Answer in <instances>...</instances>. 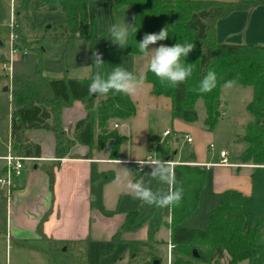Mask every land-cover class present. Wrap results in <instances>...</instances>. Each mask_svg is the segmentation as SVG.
I'll return each mask as SVG.
<instances>
[{"label": "trees", "instance_id": "obj_1", "mask_svg": "<svg viewBox=\"0 0 264 264\" xmlns=\"http://www.w3.org/2000/svg\"><path fill=\"white\" fill-rule=\"evenodd\" d=\"M115 5H127L132 10L130 36L125 45L126 52L132 57L144 56L138 44L146 33H158L167 27L168 38L157 44L174 45L177 42L195 44L184 62L193 65L192 75L177 87L161 84L150 71L144 73L145 81L151 85L155 96L170 100L171 119L184 123L197 121L195 104L201 100L205 117L203 126L213 130L221 116L220 88L226 81L236 80L238 86L251 87L252 98L246 105L251 116L243 136L246 148L236 158L239 164L264 165V45L221 44L216 40V22L234 12H249L258 6H264V0H246L235 2L203 0H115ZM28 0H20L14 7L19 14L26 10ZM34 9L62 11L66 23L59 31V38L69 40H89L94 38L95 10L93 0H34ZM17 20V19H16ZM17 20V26L19 27ZM109 32L99 31L97 49L89 51L85 65H92V53L102 55L106 76L119 64L118 48L109 39ZM209 70L217 74L218 85L209 93L197 90L199 82ZM93 75L84 79L47 78L40 71L32 77L13 76L10 78L9 148L15 156L39 158L38 144L25 137L27 130H45L55 138V158L59 161L67 157L75 145L89 149H105L112 140L109 158L116 160L120 143L125 140L113 125L126 121L135 115V106L131 99L123 94L109 92L106 96L88 93V85ZM74 101H79L85 109L83 119L75 122L72 138L64 132L61 123V111ZM148 147L156 159H174L172 142L167 135L161 138L148 133ZM174 172L177 187H183V199L179 206L170 208L168 228L169 242L173 245V264H264V243L257 244V226L252 224V199L236 190L221 193L218 204L206 215L204 229H187L180 223L190 217L197 209L200 193L206 182L204 166L176 164ZM49 188L54 183L53 167L47 170ZM112 176L103 174V183L111 181ZM139 212L125 216L119 232L112 241L119 239L120 233L135 230L142 222L136 223ZM142 242L128 243V264H135L137 246ZM193 251L197 257L193 256ZM143 264H152L154 260L162 262V255L153 252Z\"/></svg>", "mask_w": 264, "mask_h": 264}, {"label": "crops", "instance_id": "obj_2", "mask_svg": "<svg viewBox=\"0 0 264 264\" xmlns=\"http://www.w3.org/2000/svg\"><path fill=\"white\" fill-rule=\"evenodd\" d=\"M215 29L216 40L221 44L264 45V6H258L249 12H234L226 18L218 20ZM127 55L125 68L138 75H144L147 70L146 66L141 67L139 71L137 69L138 59L144 56L132 57L128 53ZM119 65H121L120 61ZM86 66L90 67L86 73L88 75L74 79H84L96 74V66ZM122 66L124 67L123 64ZM129 98L135 106V115L118 123L121 126L119 132L126 139L118 147L116 160L109 158L106 149H89L87 146L75 144L67 157L58 161L54 156L55 138L51 132L45 130H27L25 132V137L30 142L39 145L41 154L39 158L25 159L34 163L31 170L24 168L18 176L12 175L10 178V194L6 203L8 223L7 231L4 234L6 249L9 243H15L31 253L28 255L33 261L40 260L38 255H42L49 262L53 261V253L60 251L63 246L66 249L70 247L74 252L83 253L86 257L88 246L92 243L108 245L113 252L120 251L121 256L128 243L132 242L150 243L155 247L161 243L165 246L166 251L167 244L170 243V230L168 228L170 208H166L167 213L163 218L159 215L161 208L146 204L141 205L139 200L133 199L130 195L125 196V198L118 195V203L113 210L105 209L102 205L103 189L114 185L117 179L123 175L122 168H125V165H127V169L135 172V179H139L141 176L145 177V172L150 173L151 169L148 166L144 167L142 173L137 171L133 165L136 160L143 161L149 157L156 159L148 147L149 131L161 138H165L164 132L169 131L168 128L156 129L152 123L154 117L161 113L170 117L171 103L168 98L153 95L151 85L146 81L139 94ZM247 103H244L243 111L246 110ZM224 107L226 104L221 103V115H225ZM241 115V121L238 122L237 128L243 139L245 128L251 121V116L244 112ZM84 116L85 109L79 101H74L69 107L62 109L61 123L69 138H72L75 122L83 119ZM172 123L178 129L184 128L193 131L191 126L183 124L180 120L175 119ZM230 123L237 124L236 118L232 117ZM233 130L230 129L229 132L233 133ZM193 143L194 140L191 139L188 144L193 146ZM122 145L125 147L124 151L120 149ZM198 145L200 146L199 142ZM199 146L195 147L196 153ZM246 146L244 142L241 151L234 155V161H231L230 153L226 148H221L218 153H215L214 157L217 160L215 162H205L198 154L192 160L182 161L178 157L173 159V165L204 166L206 172L211 167L220 170L222 174L221 185L218 187H216L214 180L209 177L208 172L206 173V182L200 193L197 207L198 209L200 203L204 201L203 214H207L218 204L220 195L225 190H236L246 196H251L252 180L244 174H239V172L245 169L264 168V165L256 166L237 162L236 158ZM221 151L226 152L227 160L233 166L220 165L219 153ZM121 155H125L126 158L120 159L119 156ZM51 167H53L54 173L52 190L49 188L47 175V170ZM233 169L235 172H232ZM103 174L112 176L111 181L103 183ZM149 179L147 177V180ZM150 186L153 190L161 187L167 189V185L159 184L158 186L156 181H152ZM2 191L5 195L6 189ZM122 203L126 205V209H121ZM136 211L139 212L136 223L142 222V224L133 231L120 233L118 241L113 242L112 238L119 232L125 216ZM196 211L182 221L179 226L187 229H204L205 217H196ZM161 223H163L162 227H165V230L160 229ZM161 234L165 237L161 238ZM120 260L121 258L119 262ZM221 264H226V261L222 260ZM238 264L248 263L241 261Z\"/></svg>", "mask_w": 264, "mask_h": 264}, {"label": "rangeland", "instance_id": "obj_3", "mask_svg": "<svg viewBox=\"0 0 264 264\" xmlns=\"http://www.w3.org/2000/svg\"><path fill=\"white\" fill-rule=\"evenodd\" d=\"M93 1L95 10L93 40L65 41L59 38V31L66 23L64 12L45 9L35 10L34 0H28L27 9L16 14L14 7L20 0H0V157H4L9 153L10 78L13 76L32 77L37 71H40L44 77L54 79L86 77L90 67L84 65V63L88 60L90 49L92 47L95 50L97 49L99 31L108 32L109 27L114 23L125 22L128 24L132 17L131 8L127 5L116 6L115 0ZM206 1L235 2L246 0ZM16 19L20 23L19 27ZM159 45H152L150 49ZM117 48L120 64L125 67V58L128 56L125 45L122 48L117 45ZM147 62L148 58L146 56L140 57L137 61L138 71L141 67L146 66ZM6 87L7 90L5 89ZM251 98V87L236 85L232 89L225 90L221 86L220 102L226 104V107H224L225 115L220 116L211 131H205L206 129L203 126L205 112L201 100H198L195 104L197 121L191 124L183 122V124L191 126L193 131L174 127L172 123L174 120L171 117H167L165 113L154 117V122L152 123H154L156 129L168 128L171 132L172 148L176 152L174 158L178 157L182 161H187L194 159L198 154L201 155V159L205 162H215L217 161L214 157L215 153H218L221 148H226L230 153L231 161H234V155H237L244 145L242 134L237 128L238 122L241 121L243 112L248 114L247 110L244 109L243 111V105L250 101ZM232 117L236 118L237 124L230 123ZM230 129H234L233 133L229 132ZM185 136H189L194 140L193 146L186 142ZM210 145L212 148H209ZM197 146H199V150L196 153L195 147ZM124 148L123 145L122 147L120 146L123 151ZM119 157L120 159L126 158L125 155ZM33 164L29 160H24L22 171L24 168L31 170ZM101 167L104 168L102 165ZM125 168H127V165H125ZM105 172L108 173V171ZM207 172L209 177L214 180L216 187L220 186L222 175L220 170L211 167L208 168ZM232 172H235L234 169ZM239 174H244L252 180V224L257 226L256 243L260 245L264 243V168L245 169L241 170ZM122 176L117 179L113 186L103 189L102 205L105 209L113 210L116 207L119 199L118 195L123 198L128 195L121 183ZM135 177V172H133L132 178L135 179ZM144 178L147 183V176ZM203 202L200 203L195 216L205 217L206 227L207 214H203V208L205 207ZM6 203L7 199L4 191H0V264H86V262L87 264H128L129 254L127 247H125L121 256L120 251L113 252L111 247L101 243L89 245L86 257L83 253L74 252L70 247L66 249L63 246L60 251L53 253V261L51 260L50 262L42 255H38L40 260L33 261L28 255L31 253L15 243H9L6 249L4 242V234L7 231L8 223ZM121 207L122 210L126 209V205L123 203ZM166 211V208H161L159 215L164 218ZM162 225L163 223H161L160 229L165 230ZM164 237L165 235L161 234V238ZM143 244L145 245L137 246L138 252L134 257L135 264H143L144 260L147 261L149 256H152V253L156 251L162 255V260L164 259L165 246L161 243H158L159 246L157 247L152 246L150 243ZM252 264L255 263L252 262Z\"/></svg>", "mask_w": 264, "mask_h": 264}, {"label": "clouds", "instance_id": "obj_4", "mask_svg": "<svg viewBox=\"0 0 264 264\" xmlns=\"http://www.w3.org/2000/svg\"><path fill=\"white\" fill-rule=\"evenodd\" d=\"M133 25L124 23H114L109 29L110 40L113 44L121 48L127 44L130 31ZM167 27L162 28L158 33H146L138 44L141 54L148 58L146 69L153 73L161 82L169 87H177L184 83L193 72V65L185 63V58L191 53L195 44L190 42H177L174 45L160 44L158 47L150 49V45H155L159 41L168 38ZM93 66L102 69L104 61L102 55L93 51ZM145 84V76L129 71L122 65L116 66L106 76L102 71L92 77L88 85L90 95L106 96L109 92L114 94H123L128 97H134L139 94ZM236 80H229L223 84L225 90L232 89L236 86ZM218 85L217 74L214 70H209L199 82L198 89L200 93H209ZM121 163V161H119ZM140 166L139 172L143 173L145 166H148L150 173H144V176L150 179L146 183L143 176L139 179H133V171L122 168L123 176L121 178L122 186L126 189L127 194L133 199L139 200L141 205L155 206L158 208H171L179 206L183 199V187H177V180L174 172V166L170 160L153 159L149 157L146 160H136ZM152 181L160 185H167L153 190L150 186Z\"/></svg>", "mask_w": 264, "mask_h": 264}, {"label": "built area", "instance_id": "obj_5", "mask_svg": "<svg viewBox=\"0 0 264 264\" xmlns=\"http://www.w3.org/2000/svg\"><path fill=\"white\" fill-rule=\"evenodd\" d=\"M113 128L119 131L121 130V126L119 124H114ZM169 134H170L169 131H165L163 135L167 136ZM185 140L187 143L191 142L190 137L185 136ZM209 148H212V146L210 145ZM219 156L221 158L220 165L233 166L228 162L226 152L221 151L219 153ZM25 159L26 158H22L12 154L10 152V148H9V153L6 156L0 158V161L2 162V165H0V191L6 189L5 197L7 200L9 199V194H10L9 192L11 185L10 178L12 175L18 176L21 173L23 169V161ZM133 165H135L137 171H139L140 166L136 162H134ZM173 249H174L173 245L168 243L166 247L164 259L162 260L161 264H173Z\"/></svg>", "mask_w": 264, "mask_h": 264}, {"label": "water", "instance_id": "obj_6", "mask_svg": "<svg viewBox=\"0 0 264 264\" xmlns=\"http://www.w3.org/2000/svg\"><path fill=\"white\" fill-rule=\"evenodd\" d=\"M130 23H131V19L128 21V24H130ZM5 89L7 90V87H6ZM92 96H95V95H92ZM113 143H114V142H113L112 140H110V141L107 143L105 149H106V151H107L108 153H110ZM174 153H175V152H174ZM193 256H194V257H197V253H196L195 251H193ZM152 264H159V261L154 260Z\"/></svg>", "mask_w": 264, "mask_h": 264}]
</instances>
